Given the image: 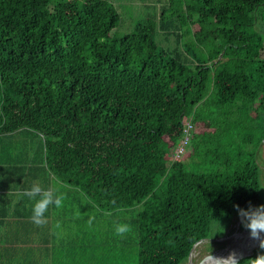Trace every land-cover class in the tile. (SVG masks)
<instances>
[{"label":"trees","instance_id":"16d2710c","mask_svg":"<svg viewBox=\"0 0 264 264\" xmlns=\"http://www.w3.org/2000/svg\"><path fill=\"white\" fill-rule=\"evenodd\" d=\"M120 20L111 0H0V136L40 135L55 177L104 211L142 204L139 264H185L264 206V0H167L123 36ZM158 29L195 40L165 49Z\"/></svg>","mask_w":264,"mask_h":264},{"label":"crops","instance_id":"0c3cea01","mask_svg":"<svg viewBox=\"0 0 264 264\" xmlns=\"http://www.w3.org/2000/svg\"><path fill=\"white\" fill-rule=\"evenodd\" d=\"M34 182L64 195L41 227L31 222L23 194ZM110 214L55 177L40 135L25 129L0 136V264H109V233L101 226Z\"/></svg>","mask_w":264,"mask_h":264},{"label":"rangeland","instance_id":"374dc122","mask_svg":"<svg viewBox=\"0 0 264 264\" xmlns=\"http://www.w3.org/2000/svg\"><path fill=\"white\" fill-rule=\"evenodd\" d=\"M120 13L121 20L119 25L113 30L112 34L116 33L118 36H123L132 32L139 21H144L149 17H159L162 9L167 6V0H111ZM186 29V27H184ZM199 29L197 24L192 26V30ZM183 34L185 31L174 29V33H165L162 29H158L155 34V39L159 46L165 49L172 50L174 48L182 51V42H193L195 38L187 35L182 40L176 35ZM196 44V43H195ZM196 46L199 47L198 44ZM264 56V50L261 52ZM192 58L186 53H183L182 60L192 65ZM187 121L185 122V124ZM194 131L191 130V139ZM190 145V143H189ZM189 145L186 151H189ZM261 157L264 162V148L261 149ZM189 156L185 154L182 156L183 161H187ZM263 169V188H264V164ZM167 177L160 180L159 191L164 187ZM142 210V204L132 208H124L116 212H111L109 217L102 218V228H106L109 233V249L110 259L109 264H139V230H138V216ZM116 224H127L130 228L129 232L124 236H117L114 231ZM238 224V225H237ZM248 231L242 223L241 215H239L232 227L229 234L224 238L216 240H204L195 247L197 256L193 258V264H199L200 261L207 255L213 252H218L226 248L232 242V236L236 232ZM226 241V242H225ZM207 251V252H206ZM196 259V260H195ZM185 264H188L185 263Z\"/></svg>","mask_w":264,"mask_h":264},{"label":"clouds","instance_id":"9594fccd","mask_svg":"<svg viewBox=\"0 0 264 264\" xmlns=\"http://www.w3.org/2000/svg\"><path fill=\"white\" fill-rule=\"evenodd\" d=\"M25 197L31 202V222L41 227L46 223V216L49 209L52 207L60 208L63 203L64 195L60 187L52 185L47 188L39 183H33L23 193ZM240 212L242 223L245 228L250 231L253 239H260L261 234L264 233V206L258 210L244 211L238 209ZM130 230L127 224H116L114 231L117 236H124ZM260 247L264 248V240H261ZM252 264H264V255H259L252 260Z\"/></svg>","mask_w":264,"mask_h":264},{"label":"water","instance_id":"95a60500","mask_svg":"<svg viewBox=\"0 0 264 264\" xmlns=\"http://www.w3.org/2000/svg\"><path fill=\"white\" fill-rule=\"evenodd\" d=\"M264 143V140H263ZM248 234H250V231H246ZM261 240H264V233L261 234L260 239L258 240L257 243H255L251 248L249 247H244L241 249V251L236 254L235 256L229 258V259H221L218 255L217 252H213L210 254H207L201 261L199 264H236L238 263L241 259L250 256L254 253L255 249L258 248L260 246ZM202 241L197 242L194 247L192 248L190 255H189V259H188V264H193V259H192V253L195 249V247L201 243ZM230 246V245H229ZM229 246H227L224 249H228Z\"/></svg>","mask_w":264,"mask_h":264},{"label":"bare ground","instance_id":"6f19581e","mask_svg":"<svg viewBox=\"0 0 264 264\" xmlns=\"http://www.w3.org/2000/svg\"><path fill=\"white\" fill-rule=\"evenodd\" d=\"M254 240L256 239H253L251 237V234H248L246 231L236 232L232 236V242L230 243V246L228 245L229 248L218 251L217 253L221 259H229L235 256L236 254H238L241 251L243 245H245V247L251 248L253 246ZM196 256H197V252L194 250L192 253V259L195 258Z\"/></svg>","mask_w":264,"mask_h":264},{"label":"built area","instance_id":"2783aa9c","mask_svg":"<svg viewBox=\"0 0 264 264\" xmlns=\"http://www.w3.org/2000/svg\"><path fill=\"white\" fill-rule=\"evenodd\" d=\"M191 130H194V123L187 120L180 142L171 151L172 160L180 159L188 152L186 149L191 142Z\"/></svg>","mask_w":264,"mask_h":264}]
</instances>
